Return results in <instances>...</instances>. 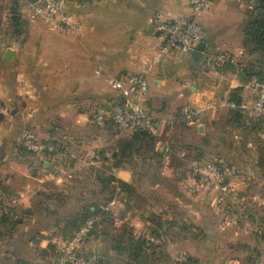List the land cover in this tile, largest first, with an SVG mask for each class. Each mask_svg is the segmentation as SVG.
Returning a JSON list of instances; mask_svg holds the SVG:
<instances>
[{"label": "crops", "instance_id": "obj_1", "mask_svg": "<svg viewBox=\"0 0 264 264\" xmlns=\"http://www.w3.org/2000/svg\"><path fill=\"white\" fill-rule=\"evenodd\" d=\"M189 1L110 0L104 4L71 0L66 12L81 22L80 32L46 34L36 26L44 25L37 22L29 35L22 31L20 36L11 35L7 42L0 41V102L8 112L0 121V183L14 186V194L19 195L14 208L23 204L25 220L12 212L18 227L29 223L34 230L37 226L36 218L24 211L31 208L39 193L51 187L71 196L66 173L74 174L76 182L82 179L79 172L83 169L92 175L110 167L109 161L101 159L88 166L76 168L71 164L60 170L58 162L49 163L41 156L21 151V133L32 127L40 139L71 149L100 155L106 151L117 153L125 143L122 132L110 123L95 125L93 112L98 107L115 110L122 106V96L111 87L110 80L142 74L162 44L153 20L157 15L167 21L189 15ZM27 3L20 0L21 15ZM239 4L234 0H210L209 10L197 17L206 44V58L198 66L190 64L189 55L182 58L174 54L148 76L147 112L161 125L163 138L173 145L171 164L166 166L162 159L159 171L157 154L162 152L156 143L153 152L134 157V168L106 172L134 189L131 195L117 192L116 197L129 208L138 229H158L163 235L162 245L145 250L138 264H174L182 253H190L191 264H252L264 258V238L247 232L237 221L238 214L245 211L254 221L264 223V175L259 166L260 157L264 161V119L241 111L243 118L238 121L232 110L224 108L206 112L191 125L181 121L183 106L196 94L239 98L249 104L256 100L257 90L250 86L244 71L258 69L264 59L252 46L245 45L251 12ZM22 22L21 29L25 27ZM8 50L12 51L10 60L5 58ZM241 52L239 65L203 68L211 56ZM185 154L202 162L213 159L221 163L238 202L216 204V194L203 189L186 164L175 167L176 158L190 160L183 158ZM160 195L169 198L164 207L156 204ZM87 200L90 203L94 196ZM122 226L115 220L100 219L83 251L104 258L108 264H136L130 257V245L117 243L123 236ZM41 247L42 251L46 245ZM10 261L0 258V264L16 263ZM30 263L37 264L36 260Z\"/></svg>", "mask_w": 264, "mask_h": 264}, {"label": "built area", "instance_id": "obj_2", "mask_svg": "<svg viewBox=\"0 0 264 264\" xmlns=\"http://www.w3.org/2000/svg\"><path fill=\"white\" fill-rule=\"evenodd\" d=\"M71 0H38L36 3L28 1V20L34 23L40 22L50 31L62 34H76L81 31V22L66 12L67 4ZM81 2L108 3L110 0H76ZM251 11L255 7L256 0H240ZM210 0H190V14L167 21L157 15L153 20L154 30L162 39L158 51L144 68L140 75L126 77L125 79H111V87L118 91L123 99L122 106L115 110L98 107L93 112L92 122L97 126H105L111 122L122 131L143 132L157 139V144L162 152L163 161L166 166L172 162V145L169 140L163 138L161 125L148 115L147 100L149 95L148 76L160 64L164 63L176 51L189 55L196 50L199 44L204 42L205 33L197 22V17L209 10ZM238 55L220 53L206 59L203 68L206 70L219 69L227 65H238ZM250 86L257 90L255 102L252 104L241 102L238 104L221 97H207L204 94H196L185 104L181 111V121L185 125H191L198 121L203 114L218 109L240 110L251 113L255 118H264V80L252 79ZM7 113L6 107L0 102V115ZM20 147L27 152L37 156H46L47 162L78 164L86 159L94 160L98 152L88 154L78 150L70 149L60 143L52 144L38 138L31 130L25 129L18 141ZM101 156V155H100ZM107 159L112 154L105 155ZM102 157V156H101ZM54 159V160H53ZM60 161V162H59ZM186 165L192 177L200 186L209 192H216L217 204H235L238 202L236 191L227 181L225 173L217 162H202L197 159L186 161ZM17 204V200L9 195L0 192V221ZM104 210L109 213L113 220L126 225L132 231L135 241H142L148 247H159L163 238L155 236L150 230H139L132 222L129 212L124 208L123 203L115 197ZM99 218L88 220L72 236L57 242V258L53 264H108L104 258L92 257L82 250L84 243L95 231ZM238 223L244 230L252 233L258 238L264 237V223L254 221L245 211L237 216ZM174 264H191V256L182 253L176 256ZM254 264H264V258L258 259Z\"/></svg>", "mask_w": 264, "mask_h": 264}, {"label": "trees", "instance_id": "obj_3", "mask_svg": "<svg viewBox=\"0 0 264 264\" xmlns=\"http://www.w3.org/2000/svg\"><path fill=\"white\" fill-rule=\"evenodd\" d=\"M11 1H12V11L17 16H16V18H13L11 20L13 25L10 27V29L12 30L13 35L20 36L22 33V29H21L22 17L20 16L21 15L20 0H11ZM2 11H3V7L1 4V0H0V41H1L2 34L4 32L3 31V22H2ZM250 12H251V19L252 20L248 23V25L246 27L245 45L252 46L254 51L258 54H261V58L264 59V0H256L255 1V7ZM244 72L248 78V82H250L254 78L259 80L260 82L263 81L264 80V61L260 64V67L258 69L252 70V71L246 69ZM231 101H235L238 104L241 103V99H239V98H232ZM104 108H106V107H104ZM107 109H110V108H107ZM110 110H112V109H110ZM231 112H232V116L234 119L239 121L243 118V113L240 110H232ZM2 119H3V116L0 115V121ZM92 119H93V116H92ZM260 119H264V118H260ZM109 123L112 124L111 122H107V124H109ZM99 127H101V126H99ZM45 141H48L49 143H52V144H57L56 141H52V140H45ZM156 143H157V139L152 137L149 134H146L143 132L133 133L130 141L126 142L125 144L120 145V148L117 151V153L113 152V155L111 158L112 160L105 159L103 157L104 154H101L103 161H107V162L109 161L110 162V167L105 168L106 172L109 170L110 171L120 170L122 168L124 169L127 167L134 168V166H135L134 157L135 156L136 157H142V156L146 155V152H153ZM20 149L23 152H27L24 148H20ZM27 153L33 157H38L37 155H35L31 152H27ZM157 156L160 159V162L157 165V167L160 168L161 164H162L163 156H162V154H157ZM41 157L45 158V160L47 159L46 156H41ZM262 158L263 157H260L259 166H260V168L263 172V175H264V161ZM197 160H199V158ZM199 161H201V160H199ZM220 167L222 168V171L225 173L227 181H228L227 174H226L224 168L221 166V164H220ZM139 168H141V167H139ZM143 170L145 171L144 168H143ZM106 172L99 173L95 177L96 181H97V185L101 190H100V193H98L97 195L94 192V194H95L94 200H91L89 204H87L88 202L84 201L83 206L77 212L72 213V214H66V215H64V217L63 216L58 217L57 219H55L53 221H50L49 219L45 218V216L42 218H38L37 219L38 220L37 227L38 228L40 227L39 231L40 232L49 231L53 228H56L57 230H59L63 234V236L65 238H69V237H72L80 229V227L83 226L90 219L99 218L103 221H107L108 220L107 216H109L110 214L107 212H102V207L105 205H108L116 197L117 192L131 195L134 193V189L129 184H126L125 182H121L118 179H116L112 173L106 174ZM0 192L3 194L9 195L6 192L4 186L1 185V183H0ZM107 193H108V196L104 197V201L101 200L100 197H102V194L107 195ZM44 195H46V194L39 193L37 195V198L38 197L41 198ZM97 198H98V200H97ZM102 201L104 202V204H101ZM42 205H43V203L40 201L38 204H35L34 207H32L28 210H25L24 213L28 216H36V215L41 216L42 215V214H40L42 212L41 210H45L42 208ZM124 208L127 212L130 213L131 218H132V214H131L129 208L125 205H124ZM12 212H13V210L8 212V214H6L2 218V220L0 221V226H11V227L18 226V224L12 218ZM109 221H112V220L110 219ZM98 224H99V222L96 225L95 231L97 229ZM122 227L124 228L123 234H122L123 236L121 238H119L117 243H120V244L125 243V244L130 245V247H131L130 257H132L136 261V264L139 263V260L141 263L142 257H143L142 255H143L144 251L149 249V248H153V247L146 246L145 243H143L142 241H135L133 233L128 228V226L123 225ZM149 230L153 234H155V236H157L159 238H163V235L160 234L159 231L157 232L158 229H150L149 228ZM156 248H158V247H156ZM56 258H57V250H56ZM192 260L193 259L191 258V262H192ZM256 261H253L252 264H254ZM15 264H32V263H30L28 261L20 260V261L16 262Z\"/></svg>", "mask_w": 264, "mask_h": 264}, {"label": "rangeland", "instance_id": "obj_4", "mask_svg": "<svg viewBox=\"0 0 264 264\" xmlns=\"http://www.w3.org/2000/svg\"><path fill=\"white\" fill-rule=\"evenodd\" d=\"M231 1H233V0H231ZM236 1H238L240 3L239 5L246 8V6L243 2H241L240 0H234V2H236ZM1 4L3 7L2 22H3V31H4L2 34V37H1V41L7 42L9 40V38L11 37V35H13V32L10 29V27L13 25L11 20L13 18H16L17 15L14 14L12 11V1L11 0H1ZM22 13H23V15H20V16L23 17L22 24H24V26H25L24 28H22L23 29L22 31L23 32L25 31L26 34L29 35L30 34L29 29H31V27L33 26L32 24H36V23L28 20V10L27 9H24ZM200 16H198V17L200 18ZM199 18H198V20H199ZM36 26H38V28H39V30H41V32L42 31L44 33L50 32V30L46 26H42V25H36ZM45 28L48 30H46ZM36 32H39V31H36ZM31 34L34 35V32H31ZM22 36L24 37L25 35H22ZM174 54H176L182 58L187 57L186 54H183L180 51H176ZM182 127H183L182 125H180V128L178 127L180 131H182ZM115 128H117V127H115ZM27 129L31 130L39 138V135L33 130L32 127H29ZM116 130L118 131L120 129L117 128ZM179 130H177L176 133ZM120 131L122 132L123 137H124L123 142H125V143L128 142L129 141L128 138H130L132 136V134L130 132H127V131H122V130H120ZM73 150H78V148L73 149ZM78 151L81 152L82 150L79 149ZM82 152H85V155L86 154L90 155V156H88V158H91V155H92L90 153L91 151H87V152L82 151ZM113 152L114 151H110V152L106 151V152H104L103 157L105 159H107V157L105 155L106 154H112L113 155ZM2 154H5V153H2ZM5 155H7V154H5ZM177 155L181 156L179 154H177ZM182 156L184 159L195 158V157H193L194 155H191V154H189V155L185 154ZM11 158H13V157L11 156ZM101 159H102V157H100V155L98 156L96 154V157L94 160L100 161ZM212 160L208 159L206 161L213 162ZM91 161H93V160L92 159H86L85 163H83V161H82L78 164H73V165L76 168L81 167V166H88L89 163L92 164ZM71 164L72 163H70V162H68V163L61 162V163H58V166L60 167V170H62V169H66ZM185 164H186V162H183V160L176 158V163L174 166L175 167H183ZM176 169H178V168H176ZM176 169H173L174 173L176 172ZM83 170H84V172H82ZM83 170L81 172H79V174H80L79 176L82 179L81 180L79 179L76 182L74 181V174H71V173L67 174L64 171L66 173L65 178H66V180L69 183V186L71 188V190L69 191L71 196L70 195L66 196V195H64V193L61 194L60 192L56 191V189H54V188L52 189L51 187L48 188V192H46V193L44 192V194H46V195L42 196L41 198L40 197L37 198V196H36L32 200L31 208L34 207L35 204H38L41 201L43 203L42 208L45 210H41L42 211L40 213V214H42L41 216L36 215V216H32V218L33 219L36 218V220H37L38 218H42L45 216V218L49 219L50 221H53V220L57 219L58 217H62V216L64 217V215H66V214L75 213V212H77V210L80 209V207L83 205L84 201L86 202L87 199L91 198L92 196H95L94 192L96 193V195L98 193H100L101 189L98 187L97 181L95 178L99 174V172H94L95 174L91 175V174L85 172V171H89V170H85V169H83ZM130 170H132V169H130ZM159 171H160V168H159ZM129 172H131V171H129ZM1 174H2V176L3 175L5 176L4 173H1ZM106 174H108V173H106ZM4 187L6 189H8V191L13 193V197L16 200L18 199L19 195L17 193L14 194V191H13L14 186L8 187L7 185H4ZM142 189L145 190L144 188H142ZM213 193L216 194V192H213ZM161 195H160V197L158 196V201L156 202V204L160 207H162L164 203L169 202L168 197H164V196L162 197ZM106 196H108V193H107V195L102 194V197H100V199L104 201V197H106ZM103 201L101 204H104ZM214 201L217 204L216 195H215ZM22 206H23V204L18 205L16 208L13 209V212H14V214H16V213L20 214V216H22V218H24L23 220H25L26 218L23 217V215H22V211H23ZM106 206L107 205L102 207V212H106L104 210V208ZM107 218H108V220H110V219L113 220L111 218V215L107 216ZM258 220H260V219H258ZM37 223H38V220L36 221V224ZM31 227H32V225H29V223H28V225L25 224L24 226H19V227L18 226H16V227L0 226V258H2V257L10 258L11 259L10 262H18L20 260L28 261V262H34L36 260L37 264H52L54 261L55 255H56L57 242L60 240L66 239V238L63 236V234L59 230H57L56 232L47 231V232H45L46 235L44 236V235H41V232L39 231L40 227L38 228L37 226H34L33 227L34 230ZM29 243H30V245L26 246L27 248H25L24 250L21 249V247H23V245L29 244ZM42 245H46V247H45V249H42V251H41L40 248H42L41 247ZM82 250H83V246H82Z\"/></svg>", "mask_w": 264, "mask_h": 264}, {"label": "water", "instance_id": "obj_5", "mask_svg": "<svg viewBox=\"0 0 264 264\" xmlns=\"http://www.w3.org/2000/svg\"><path fill=\"white\" fill-rule=\"evenodd\" d=\"M30 3H36L38 0H28ZM205 49L206 44L205 42H202L199 44L196 50H193L189 53V61L192 66H198L205 58ZM12 56V51L8 50L6 53V60H10V57Z\"/></svg>", "mask_w": 264, "mask_h": 264}]
</instances>
